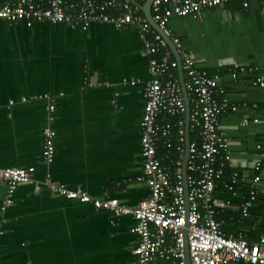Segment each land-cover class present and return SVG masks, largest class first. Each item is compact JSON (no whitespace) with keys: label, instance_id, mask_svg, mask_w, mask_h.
I'll return each mask as SVG.
<instances>
[{"label":"crops","instance_id":"obj_1","mask_svg":"<svg viewBox=\"0 0 264 264\" xmlns=\"http://www.w3.org/2000/svg\"><path fill=\"white\" fill-rule=\"evenodd\" d=\"M151 1L138 3L146 18ZM169 27L197 65L218 76L230 103L237 106L220 116L230 142L231 166L225 171L237 168L247 179L236 195L219 185L212 197L230 201L218 211L221 230L243 232L249 242H259L264 237V179L248 215L241 214L239 205L248 194L251 165L259 157L256 145L264 140V86L233 78L230 69L250 67L264 80V8L257 0L247 7L229 1L195 16H173ZM169 48L176 59L173 45ZM173 71L178 75V66ZM84 76L108 84L83 86ZM123 78L138 82L123 84ZM149 78L148 57L133 26L95 22L82 29L0 19V167L34 166L38 180L48 168L54 181L70 188L139 205L149 193L147 182L138 180L143 83ZM43 93L55 103L51 126L57 133L47 167L40 153L49 100H20ZM6 190L0 179V202ZM135 222L131 214L114 215L22 183L12 204L0 212V264H137L133 249L138 235L131 231Z\"/></svg>","mask_w":264,"mask_h":264},{"label":"built area","instance_id":"obj_2","mask_svg":"<svg viewBox=\"0 0 264 264\" xmlns=\"http://www.w3.org/2000/svg\"><path fill=\"white\" fill-rule=\"evenodd\" d=\"M142 1L145 0H0V19L27 26L39 21L65 23L82 29L95 22L111 23L116 28L133 26L142 38L150 73V78L143 83L144 106L140 122L142 173L138 180H145L148 184L149 193L145 200L139 205L127 206L116 197H95L82 189L56 182L48 168L38 180L34 166L0 167V179L7 189L0 202V212L12 204L18 185L32 183L35 191L45 189L52 195L91 204L114 215H133L136 222L131 231L138 235V243L133 249L137 264H187L186 246L189 264H230L234 260L264 264V237L251 243L243 232L234 235L221 230L218 211L230 201L212 197L219 185L236 195L238 186L247 179L244 171L235 168L230 171L229 179L222 181L225 168L231 166V155L230 142L220 126V116L235 111L237 106L230 103L218 76L200 68L169 27L173 16H195L203 8L236 0H152L151 19L160 31L153 29L141 13L138 3ZM238 1L247 7L251 0ZM257 1L264 8V0ZM167 37L181 60L183 86L190 103L189 130L195 134L188 146L187 196L182 176L186 106L179 77L173 71L178 61L171 53ZM252 71L250 67L236 65L230 69V75L264 86L263 78ZM121 82L135 85L138 81L123 78ZM105 84L108 83L87 76L83 78V86ZM36 97L49 100L40 153V160L47 167L55 154L57 133L51 126L55 103L48 93L21 96L20 100ZM256 148L259 157L251 165L253 173L248 182V194L239 205L243 216L248 215L262 192L264 140L259 141Z\"/></svg>","mask_w":264,"mask_h":264},{"label":"water","instance_id":"obj_3","mask_svg":"<svg viewBox=\"0 0 264 264\" xmlns=\"http://www.w3.org/2000/svg\"><path fill=\"white\" fill-rule=\"evenodd\" d=\"M146 15H147V18L148 20L150 21V23L156 27L158 29V25L157 23H155L152 19H151V12L150 10L146 11ZM159 30V29H158ZM160 31V30H159ZM167 40H168V44L171 45V41L170 39L167 37ZM173 45V44H172ZM174 47V45H173ZM174 50L176 51V59L178 61V77H179V81L181 83V87H182V91H183V96H184V100H185V106H186V111H185V152H184V157H183V163H182V175H183V182H184V186H185V195L187 196V185H186V164H187V160H188V156H189V151H188V146H189V141H190V137H189V111H190V103H189V99H188V96H187V92L183 86V81H184V78H183V69H182V65H181V60H180V57H179V54L176 50V48L174 47ZM186 206L188 207V202L186 201ZM185 259H186V262L187 264L190 263V260H189V255H188V249H187V246H186V256H185Z\"/></svg>","mask_w":264,"mask_h":264},{"label":"trees","instance_id":"obj_4","mask_svg":"<svg viewBox=\"0 0 264 264\" xmlns=\"http://www.w3.org/2000/svg\"><path fill=\"white\" fill-rule=\"evenodd\" d=\"M236 1H238V0H236ZM190 138L191 139L195 138V134L192 131L190 132ZM171 156H173V153L171 154ZM263 161H264V158H263ZM229 175H230V171L229 170H226V171L224 170V173H223V176H222V181L228 180L229 179ZM241 189H244V187H241Z\"/></svg>","mask_w":264,"mask_h":264}]
</instances>
